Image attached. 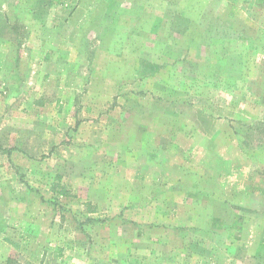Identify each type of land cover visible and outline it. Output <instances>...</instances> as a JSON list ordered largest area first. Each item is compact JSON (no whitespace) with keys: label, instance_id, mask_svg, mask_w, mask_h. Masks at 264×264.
I'll list each match as a JSON object with an SVG mask.
<instances>
[{"label":"rangeland","instance_id":"374dc122","mask_svg":"<svg viewBox=\"0 0 264 264\" xmlns=\"http://www.w3.org/2000/svg\"><path fill=\"white\" fill-rule=\"evenodd\" d=\"M0 264H264V0H0Z\"/></svg>","mask_w":264,"mask_h":264},{"label":"crops","instance_id":"0c3cea01","mask_svg":"<svg viewBox=\"0 0 264 264\" xmlns=\"http://www.w3.org/2000/svg\"><path fill=\"white\" fill-rule=\"evenodd\" d=\"M202 123V122H201ZM216 126V125H215ZM214 128V127H213ZM212 131V130H211ZM211 133V132H210ZM206 137H208V146H206V145H202L203 146V150L204 151H206V152H209V155L208 156H210V157H212V155H215V157H217L218 155H216V151H218L217 150V148H218V146H219V141L220 142H222V140L227 136V135H224L223 134V136H222V134L221 133H217V132H215L214 134H210V135H205ZM221 138V139H220ZM226 140V139H225ZM228 140H226V141H224V142H227ZM214 149H216V150H214ZM212 150H214V151H212ZM233 186V189H235V187H234V185H232ZM172 188H174V187H170V189H172ZM181 189V188H180ZM179 189V190H180ZM238 191V190H237ZM242 191V190H241ZM242 192H244L245 194H247L248 196V198L250 199V200H256V199H254L255 197H257V200H260V199H262V194L261 193H258V195L257 196H255L254 198L252 197V192H250L249 191V189L247 190V191H245V190H243ZM231 193H234V192H231ZM243 193V194H244ZM233 197H232V199L231 200H228V197H227V205H233L234 204V201H233ZM242 199H246L245 198V196H243L242 197Z\"/></svg>","mask_w":264,"mask_h":264},{"label":"trees","instance_id":"16d2710c","mask_svg":"<svg viewBox=\"0 0 264 264\" xmlns=\"http://www.w3.org/2000/svg\"><path fill=\"white\" fill-rule=\"evenodd\" d=\"M66 194V193H65Z\"/></svg>","mask_w":264,"mask_h":264}]
</instances>
